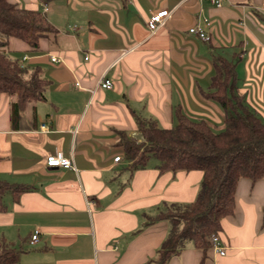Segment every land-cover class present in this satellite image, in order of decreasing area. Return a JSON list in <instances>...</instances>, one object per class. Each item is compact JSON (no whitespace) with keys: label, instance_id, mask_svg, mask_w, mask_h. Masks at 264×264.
I'll return each instance as SVG.
<instances>
[{"label":"crops","instance_id":"0c3cea01","mask_svg":"<svg viewBox=\"0 0 264 264\" xmlns=\"http://www.w3.org/2000/svg\"><path fill=\"white\" fill-rule=\"evenodd\" d=\"M9 1L29 10L45 5L57 33L36 50L9 39L11 56L39 67L49 83L44 99L28 104L17 122L0 93V180L28 188L3 197L0 240L19 249L17 264H153L169 225L143 226L146 219L164 204L192 202L202 173L146 167L131 175L118 132L136 134L135 118L169 129L177 108L223 128L222 111L204 93L213 57L234 51L237 91L264 121V0H223L219 8L210 0ZM162 10L169 17L151 34L149 15ZM193 27L209 42L189 34ZM101 78L112 88L98 87ZM56 154L76 170L47 167V156ZM263 208L264 179H240L233 213L217 234L225 255L210 249L203 258L186 243L167 264H264Z\"/></svg>","mask_w":264,"mask_h":264},{"label":"trees","instance_id":"16d2710c","mask_svg":"<svg viewBox=\"0 0 264 264\" xmlns=\"http://www.w3.org/2000/svg\"><path fill=\"white\" fill-rule=\"evenodd\" d=\"M42 1L49 4L57 0ZM56 33L43 11L0 0V93L9 96L11 117L16 122L28 104L44 99L49 82L39 67L24 66L11 56L9 39H18L36 50L40 39L54 38ZM238 55L234 51L230 58L215 55L212 59L214 74L204 98L223 113V128L219 131L212 130L205 120L189 118L177 108L175 123L169 129L159 127L152 118H135L139 141L118 132L116 146L121 148L131 171L146 168L153 157L159 174L202 173L192 202L164 204L154 217L146 219L143 226L156 221L169 225L153 264H167L186 243H192L204 258L211 249V236L220 231V220L233 213L238 181L264 179V121L237 91ZM26 191V187L0 180V212L5 210L6 194L16 198ZM260 229H264V208ZM19 253L17 247L0 240V264H17Z\"/></svg>","mask_w":264,"mask_h":264},{"label":"built area","instance_id":"2783aa9c","mask_svg":"<svg viewBox=\"0 0 264 264\" xmlns=\"http://www.w3.org/2000/svg\"><path fill=\"white\" fill-rule=\"evenodd\" d=\"M211 4L215 7L219 8L222 6L223 0H210ZM46 6L44 5L42 7V11L45 12ZM262 11H264V7L262 8ZM169 17V14L166 10L157 11V12H151L149 15V18L146 22V28L148 31L153 34L155 33L161 26L164 25L165 20ZM188 33L191 35H195L203 42H209L210 38L209 36L200 28L193 27L188 30ZM25 58H23L24 60ZM57 59L55 57H51L52 62H56ZM98 87L102 89H111L112 84L109 80L105 78H101L98 82ZM121 160L120 156H116L113 161L119 162ZM46 166L49 168H59L64 170H76L74 163L72 159L65 158L61 154L56 155H49L46 158ZM40 232L38 229H35L33 231V234L30 238V243L35 244L38 242V236ZM211 250L214 251L219 256L225 255V249L220 246L219 237L217 234L211 236Z\"/></svg>","mask_w":264,"mask_h":264},{"label":"rangeland","instance_id":"374dc122","mask_svg":"<svg viewBox=\"0 0 264 264\" xmlns=\"http://www.w3.org/2000/svg\"><path fill=\"white\" fill-rule=\"evenodd\" d=\"M86 2H88L89 4H92V2L93 1H91V0H87ZM95 3V2H94ZM8 50H10L9 49V47H8ZM11 54V53H10ZM13 55V54H12ZM14 56V55H13ZM245 98V97H244ZM245 103H246V101H245ZM247 105H248V103H246ZM249 107H250V105H248ZM250 109H253V108H251L250 107ZM254 110V109H253ZM255 111V110H254ZM258 113V112H257ZM262 119V118H261ZM207 121V123L209 124V126H211V128H212V130H214V131H219L220 130V128H218L216 125H214L213 124V122H211V120H208V119H206ZM174 121L172 122V124L170 125L171 127L174 125ZM158 125H159V127H161V128H163L160 124H159V122H158ZM222 129V128H221ZM132 137H130V138H134V139H139V135L136 133V134H134V135H131ZM139 141V140H138ZM156 163H157V161H156V159L155 158H153V157H151L150 159H149V161H148V163H147V168H151V167H153V168H155V166H156ZM156 169V168H155ZM139 170V169H138ZM130 172V174L132 175L133 174V171H129ZM131 175H129V176H131ZM6 195H8V194H6ZM160 210H162V208L160 209Z\"/></svg>","mask_w":264,"mask_h":264}]
</instances>
